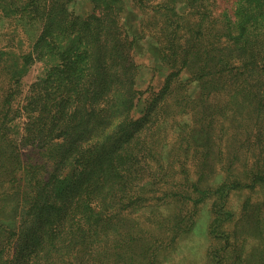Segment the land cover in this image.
Here are the masks:
<instances>
[{
  "label": "trees",
  "instance_id": "trees-1",
  "mask_svg": "<svg viewBox=\"0 0 264 264\" xmlns=\"http://www.w3.org/2000/svg\"><path fill=\"white\" fill-rule=\"evenodd\" d=\"M138 1L139 35L154 36L149 48L161 61L184 67L191 51L207 71H226L224 46L217 55L219 46H207L203 37L204 49L195 53L185 49L188 40H176L186 21L170 0ZM249 1L264 6V0H237L235 9L249 14ZM72 2L0 0V264H73L77 244L78 264H101L106 201L132 192L138 165L157 152L156 132L168 122L167 100L144 101L135 88V37L121 21L132 12L126 2L93 0L87 17ZM37 62L45 71L25 90L23 80ZM174 100L175 138L204 153L210 136L196 106Z\"/></svg>",
  "mask_w": 264,
  "mask_h": 264
},
{
  "label": "rangeland",
  "instance_id": "rangeland-1",
  "mask_svg": "<svg viewBox=\"0 0 264 264\" xmlns=\"http://www.w3.org/2000/svg\"><path fill=\"white\" fill-rule=\"evenodd\" d=\"M124 1L132 11L121 21L126 19L135 37V88L144 101L153 96L167 100L168 122L156 132L157 152L138 165L132 192L119 191L106 201L111 208L102 222L106 240L99 262L264 264V6L249 1L252 12L247 14L235 9L237 0H170L186 21L176 39L182 45L181 39L188 40L185 49H204L201 39L206 37L207 46H219L217 55L222 51L229 57L221 65H229L230 75H219L222 69L207 71L191 51L187 66L161 61L159 52L149 48L154 36L139 35V1ZM94 5L77 0L70 7L87 17ZM211 12L216 15L204 23L203 14ZM203 27L208 30L198 35ZM168 33L173 41L175 33ZM44 71L42 62L35 63L23 80L25 90ZM180 81L189 84L179 86ZM174 97L186 109L196 106L210 136L204 153L175 138ZM82 253L81 245L74 246L73 264Z\"/></svg>",
  "mask_w": 264,
  "mask_h": 264
}]
</instances>
